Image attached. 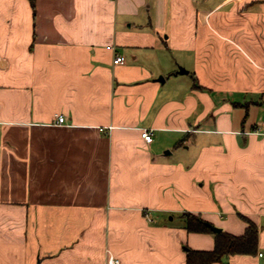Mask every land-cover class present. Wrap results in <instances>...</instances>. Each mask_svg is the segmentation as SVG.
<instances>
[{"label":"crops","instance_id":"1","mask_svg":"<svg viewBox=\"0 0 264 264\" xmlns=\"http://www.w3.org/2000/svg\"><path fill=\"white\" fill-rule=\"evenodd\" d=\"M185 212L264 264V0H0V264H186Z\"/></svg>","mask_w":264,"mask_h":264},{"label":"trees","instance_id":"2","mask_svg":"<svg viewBox=\"0 0 264 264\" xmlns=\"http://www.w3.org/2000/svg\"><path fill=\"white\" fill-rule=\"evenodd\" d=\"M187 229L189 231H209L215 234V246L210 250L188 248L186 251V264H211L219 261L225 255L236 253H255L258 250L259 226L250 217L242 215L248 223L244 233L234 234L221 230L216 232L210 222L200 214L185 212Z\"/></svg>","mask_w":264,"mask_h":264},{"label":"built area","instance_id":"3","mask_svg":"<svg viewBox=\"0 0 264 264\" xmlns=\"http://www.w3.org/2000/svg\"><path fill=\"white\" fill-rule=\"evenodd\" d=\"M126 61V56L121 53H116L114 57V63L115 64H121ZM66 120V116L63 114H58L57 116V122L60 124H63ZM142 136L147 142H151L154 139V131L153 128H145L142 130ZM263 255V253H260ZM106 264H122V260L119 256L116 254L110 252L108 254L107 262Z\"/></svg>","mask_w":264,"mask_h":264},{"label":"water","instance_id":"4","mask_svg":"<svg viewBox=\"0 0 264 264\" xmlns=\"http://www.w3.org/2000/svg\"><path fill=\"white\" fill-rule=\"evenodd\" d=\"M180 71H184V68H181ZM210 225L213 228V230L216 231V232H219L222 229L221 227H218V226H216L214 224H210Z\"/></svg>","mask_w":264,"mask_h":264}]
</instances>
